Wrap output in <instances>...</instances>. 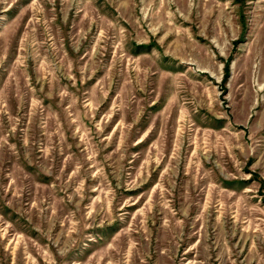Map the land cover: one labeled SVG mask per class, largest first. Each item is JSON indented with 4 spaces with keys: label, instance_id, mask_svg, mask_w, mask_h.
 I'll return each instance as SVG.
<instances>
[{
    "label": "rangeland",
    "instance_id": "rangeland-1",
    "mask_svg": "<svg viewBox=\"0 0 264 264\" xmlns=\"http://www.w3.org/2000/svg\"><path fill=\"white\" fill-rule=\"evenodd\" d=\"M0 264H264V0H0Z\"/></svg>",
    "mask_w": 264,
    "mask_h": 264
}]
</instances>
